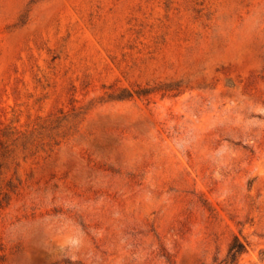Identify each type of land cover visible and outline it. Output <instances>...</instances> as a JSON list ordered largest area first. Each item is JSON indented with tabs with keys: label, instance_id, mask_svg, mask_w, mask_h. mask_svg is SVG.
I'll return each mask as SVG.
<instances>
[{
	"label": "rangeland",
	"instance_id": "obj_1",
	"mask_svg": "<svg viewBox=\"0 0 264 264\" xmlns=\"http://www.w3.org/2000/svg\"><path fill=\"white\" fill-rule=\"evenodd\" d=\"M225 260L264 264V0H0V264Z\"/></svg>",
	"mask_w": 264,
	"mask_h": 264
},
{
	"label": "trees",
	"instance_id": "obj_2",
	"mask_svg": "<svg viewBox=\"0 0 264 264\" xmlns=\"http://www.w3.org/2000/svg\"><path fill=\"white\" fill-rule=\"evenodd\" d=\"M244 251V244L240 242L238 239H235L229 246L228 252H227V259L234 260L237 255L242 253ZM227 261H224V264H226Z\"/></svg>",
	"mask_w": 264,
	"mask_h": 264
}]
</instances>
